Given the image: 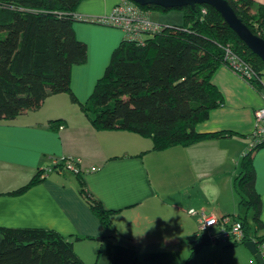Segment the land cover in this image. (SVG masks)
<instances>
[{"label":"crops","instance_id":"obj_1","mask_svg":"<svg viewBox=\"0 0 264 264\" xmlns=\"http://www.w3.org/2000/svg\"><path fill=\"white\" fill-rule=\"evenodd\" d=\"M119 1L82 0L75 13L108 15ZM251 1L253 11L264 5V0ZM164 14L160 18L170 23L166 19L171 13ZM73 26L88 47L87 61L73 65L70 80L74 96L84 102L124 39V31L81 18ZM212 82L224 102L196 124V131L226 135L159 150L150 137L135 132L95 129L67 92L49 95L39 109L2 120L0 241L2 227L45 228L74 237V249L87 264H259L243 242L200 243L199 217L189 214L191 208L217 216L241 213L234 180L252 142L255 111L264 104L263 86L252 85L226 63L215 69ZM52 119L65 123L53 129ZM63 156L79 158L86 189L112 211L109 225L93 212L79 191L78 175L71 170L50 171L28 188L12 192ZM253 166L261 198V235L264 144L253 152Z\"/></svg>","mask_w":264,"mask_h":264},{"label":"trees","instance_id":"obj_2","mask_svg":"<svg viewBox=\"0 0 264 264\" xmlns=\"http://www.w3.org/2000/svg\"><path fill=\"white\" fill-rule=\"evenodd\" d=\"M80 1L0 0V122L39 109L51 94L67 92L95 129L127 130L150 137L154 149L226 135L196 131V124L224 102L212 75L220 64L229 62L226 46L249 63L261 78L264 61L249 49L214 6L208 3L197 4L195 8L187 6L184 24L160 23L162 29L148 35L144 43L124 38L113 50L91 95L82 102L70 86L73 65L88 59L87 44L78 38L73 26L76 19H84L75 13ZM228 2L256 34L257 21L264 37V5L253 11L251 0ZM137 4L148 12L151 6H157ZM250 83L262 86L258 79ZM64 123L63 119L50 120L53 129ZM259 146L244 154L234 188L240 210L245 211L238 215L243 224L242 242L254 240L264 255V234H259L261 198L255 188L253 166V152ZM75 173L80 180V193L100 220L109 225L112 211L89 193L82 181V171ZM43 178L40 169L27 184L12 192H20ZM250 210L253 217L249 221ZM1 234L0 264H87L75 251L72 237L54 229L2 227ZM198 239L200 243L208 241L205 236Z\"/></svg>","mask_w":264,"mask_h":264},{"label":"built area","instance_id":"obj_3","mask_svg":"<svg viewBox=\"0 0 264 264\" xmlns=\"http://www.w3.org/2000/svg\"><path fill=\"white\" fill-rule=\"evenodd\" d=\"M85 20H92L101 24L119 27L124 31V38L144 43L148 35L154 34L162 29V25L152 21L148 11L142 9L132 0H121L114 5L112 11L104 16H83ZM259 29L258 35L263 32L257 21L254 22ZM226 57L228 65L241 77L250 82L258 79L262 86V98L264 101V82L256 73L253 67L237 55L232 48L226 46ZM256 125L252 132V142L249 149L264 144V104L255 111ZM79 158L75 156H63L54 159V165L43 171V176L50 171L67 169L78 172ZM189 214L198 215L199 236H205L208 240H217L227 243H239L244 239L243 224L241 219L233 215L217 216L204 211H197L194 208L189 210ZM264 247V246H263Z\"/></svg>","mask_w":264,"mask_h":264},{"label":"water","instance_id":"obj_4","mask_svg":"<svg viewBox=\"0 0 264 264\" xmlns=\"http://www.w3.org/2000/svg\"><path fill=\"white\" fill-rule=\"evenodd\" d=\"M140 4H152L162 7H187L195 8L197 4L208 3L214 6L223 16L229 26L245 42L252 52L257 54L264 61V37L256 34L237 15L228 0H132ZM197 238H193L196 240ZM74 240V237L71 238ZM248 249L254 254L259 264H264V255L258 250L254 240L245 242Z\"/></svg>","mask_w":264,"mask_h":264},{"label":"rangeland","instance_id":"obj_5","mask_svg":"<svg viewBox=\"0 0 264 264\" xmlns=\"http://www.w3.org/2000/svg\"><path fill=\"white\" fill-rule=\"evenodd\" d=\"M185 9H186V7H181V8L175 7V8H172L170 10H164V9L158 8L157 6H151V10L153 12H152V14H150V16H151L150 18H151L152 21H155L157 23H161V24H164V25H169V26H176V25H178L180 23L184 24V22H185V16H184ZM164 13H171L169 15L170 18L166 19L170 23H168L167 21H164V20L162 21L161 18L164 17V15H165ZM85 21L99 24V22H95V21H92V20H85ZM262 79H263V82H264V68L262 70ZM67 172H69V171H67ZM240 212L242 214H245L244 209L240 210ZM252 217H253V212L250 210L248 212V220L250 221L252 219ZM252 256L257 261V259L255 258L254 254H252Z\"/></svg>","mask_w":264,"mask_h":264}]
</instances>
